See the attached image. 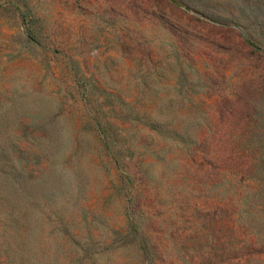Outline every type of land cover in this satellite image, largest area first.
<instances>
[{"label":"rangeland","instance_id":"rangeland-1","mask_svg":"<svg viewBox=\"0 0 264 264\" xmlns=\"http://www.w3.org/2000/svg\"><path fill=\"white\" fill-rule=\"evenodd\" d=\"M0 264H264V0H0Z\"/></svg>","mask_w":264,"mask_h":264}]
</instances>
